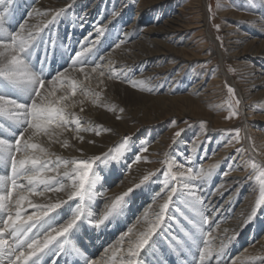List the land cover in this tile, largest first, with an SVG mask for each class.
Listing matches in <instances>:
<instances>
[{
  "label": "bare ground",
  "instance_id": "obj_1",
  "mask_svg": "<svg viewBox=\"0 0 264 264\" xmlns=\"http://www.w3.org/2000/svg\"><path fill=\"white\" fill-rule=\"evenodd\" d=\"M93 1L92 3L91 0H0V12L4 13L0 27L5 34L4 38L7 39L9 34L16 32H20L25 38H30L31 67L36 74L37 71L43 74L44 80H46V87L41 90L47 97L45 103L58 101L56 106L63 107L67 114L66 119L71 122L68 128H60L57 125L49 126L50 135L47 136L32 135L31 129L25 133L23 139H28L31 136V142L38 145L36 150L29 149V154L35 152L40 156L42 162H51L49 167L42 172V178L47 179L49 187L48 190H45V185L38 181L29 185L27 178L18 179L17 183L23 187L12 189L11 215L13 217L16 215L15 199L23 195L25 202L21 211L22 219L41 211V209L30 206L28 201H31L33 205H44L43 210L45 211L48 205H60L49 212L48 216L42 217L41 223L45 221V228L48 231L59 229L66 224L78 206L83 209L80 221L83 222L84 227L87 225L86 234L79 235L77 241L70 232L65 236H56V240L49 245V249H46L45 253L41 255L39 264H86V260H89L91 255H96L100 251L97 259H94L97 264H127L129 259L127 249L135 244L141 233L147 232L149 227L156 222V215L160 212L161 206L168 201V193L173 186L178 188V192L169 201L166 218L161 222V226L152 234L149 245L141 251L140 264H169V261H173L174 264H200V252L204 249L213 252L211 259H206L204 264H264V232L258 238L259 231L264 229V220L255 218L249 221L250 205L257 194V187L251 185L250 189L246 190L247 184L250 183V175L249 180L242 181L248 175V161L252 158L250 151H247L248 155L245 151L242 152L236 161L237 153L233 146L230 144L220 146L219 137L211 138L212 132L206 141L200 138L195 143L196 138L193 139L192 144L188 145L189 155L186 160L183 157L184 147L177 144L175 151L168 159L169 165L164 169L165 172L153 179L152 182L138 187L135 195L132 196L137 197L138 202L132 207L129 200H123L126 197V192L122 193L121 191L131 188L133 184L141 181L145 167L151 170L156 166L160 167L165 162L166 152L163 147L168 135V133L161 134L162 131L160 132L158 127L147 128L145 125L150 123L152 118L145 111L140 113L136 110L132 111L130 103L134 98L149 97L164 106L167 101L174 99L170 92L175 90L176 86V89L181 90L184 84L189 82L190 76L185 73V70L192 60L187 53L193 45H191V40L184 41L182 38L183 33L187 34V22L185 23L184 19L175 13L169 15L158 28H148L145 32L139 33L137 28L133 27L134 24L124 26L130 16L128 11L110 12V6L118 4V0H111V3L106 1L105 6V0ZM88 3L90 5L86 8ZM140 5H138L135 18H133L134 22L137 19L142 21L144 10L151 7V4L143 5V7ZM98 11L112 14V25L109 28L106 27V24L100 25L101 22L95 16ZM57 12H60V15L57 16ZM23 13L24 16L15 26L18 16ZM72 14L76 17L79 25L77 27L75 24L72 27V33L70 31L66 33V43L63 45L62 37L69 28L66 21L69 20L71 23L72 20L67 19L68 16L65 19L62 17ZM54 17L55 19H53ZM249 18L251 25L245 26L246 31H242L238 36L228 33V39L232 40L231 45L234 46L247 43L240 53L234 55L242 57L238 64L246 76L244 78L246 80L243 82L244 90H246L244 93L248 95V98L242 105V114L246 117L247 138L250 140V133L254 138L257 137L259 141L256 145L259 152L257 157L264 162V97L261 92L249 94L255 91L258 86H264V76H262L264 73V8H261L258 13H253ZM115 19H117L116 23ZM157 21L158 17L153 22ZM254 22H258L256 26H252ZM21 24L24 25L23 30L20 29ZM192 25L195 26L191 29H199L200 32L207 35L208 39H211L206 18ZM13 28L14 31L11 33ZM88 28L90 31L80 39L78 44L74 45V39ZM55 30L58 32L57 35L55 34L56 36L54 35ZM229 30L230 28H227L226 31ZM154 35L161 36L162 40H157ZM246 37L251 40L247 41ZM51 39L56 45L63 46L64 49L60 51L59 56H55L54 50L50 48L48 52L50 57L64 61L72 50L73 59H75L76 53H82L80 58L82 61H87L92 66L100 64L101 67L93 72L91 67L85 65L84 71L81 72L79 66L73 68L68 65L60 71L63 75L59 80H56L57 74L48 78L51 71H47L50 64L46 61H50L47 49L52 45H49ZM113 42H116L114 46ZM116 45L119 47H115ZM108 46L114 48L115 52H107L98 56L97 59L94 58ZM215 55L222 67H220L222 72L226 74L224 66H222L225 63L224 54L217 50ZM45 57L47 58L45 59ZM73 59H71V63ZM42 60L44 61L43 67ZM101 72L104 73L103 77L105 75L118 77L114 78L113 82L104 80V84L110 88L107 92L96 87L97 82L103 80ZM134 73L136 75L133 76ZM85 74H87L90 84L86 81ZM48 80H51L52 83H47ZM180 82H182L181 85ZM73 83L76 84V95H72L71 84ZM200 83H194L188 91L189 95L179 99L186 104L187 108H195L201 112L199 114H203L202 111L210 104V101L217 98L216 91L218 90L213 89L212 84L208 85L210 88H204V85ZM232 83L234 84L233 81ZM127 84L128 86L133 84L134 88L143 90L145 93L142 91L140 93L135 89V91L130 90L126 87ZM166 84L170 85L168 90L163 88V85ZM235 87L238 88L236 85ZM81 88L89 93L85 98L80 92ZM0 91H5L2 90V85ZM147 92L151 94V97L147 95ZM16 93L21 100L28 102V93L23 91ZM94 94H98V96H94ZM77 95H81L83 100L79 99ZM65 96L68 97L67 100L61 99ZM116 96L120 98L115 100ZM89 99L92 102H89ZM250 99L252 102H248ZM258 100H260V106H254L253 102ZM117 117L123 120L117 122ZM76 121H79V125ZM129 121L136 122L137 125L129 127L127 124ZM4 123L10 127H6ZM138 125L141 126L140 134L122 142L124 150L122 155L117 157L116 163L103 156ZM77 127L80 129L78 132L75 131ZM19 131L18 127L10 124V118H0V132H3L9 140L14 141L16 138L14 133ZM97 131L100 132V135H96ZM4 135L0 136L4 137ZM249 146L252 150L251 142ZM145 147L147 151H142ZM136 149L140 152L136 155L132 154V151ZM98 156L103 157L102 160H94ZM89 159H92L94 163L95 169H92L94 170L92 176L95 178V184L97 181L101 182L97 187L100 190L103 189L101 186L106 185L105 182L117 184L120 172L123 171L125 175L122 177L123 180H119L116 188L105 193L100 203L94 196L95 194H92L91 198L97 199L99 205L98 208L95 207V212L92 210L91 213H86L89 212L84 203L87 199L81 201L78 197H74L69 200V194L76 190L73 183L75 182L78 186V180H75L74 177L70 179L65 173L72 174L71 161ZM65 162L68 163L65 164ZM222 164H227V168L218 177L217 172ZM188 167L194 168V170L197 168V170L192 172L193 175L188 172L184 175L183 173L187 171ZM9 168L10 165H0V176H5L4 189L11 187V182L7 179L10 175ZM181 169L183 171H180ZM96 170H100V172ZM201 172H210L211 175L201 177L198 175ZM165 173H168L167 177H165ZM104 178L106 180L102 183ZM165 179L168 183L167 189L163 183ZM154 180H160L162 183L156 182L158 187L152 193L155 185ZM57 181H60L63 187ZM185 183L194 187L185 188ZM213 184H215L214 188H212ZM29 188L32 190L29 191ZM53 188H60V190L54 191ZM189 191L194 192L195 195H188ZM246 191L248 193L243 201L237 204L242 193ZM120 193L124 195L119 196L121 199L117 203ZM223 196L225 198L222 199ZM196 197H199L202 203L196 204V210H194L186 201H193ZM143 202H146L145 207L142 206ZM113 204L117 205L115 209L112 207ZM234 207H236L234 217L230 219L229 215ZM119 209L120 212H118ZM110 210L111 214L107 216L102 225L97 227L101 218L105 217ZM8 215L7 211L0 212L2 219H6ZM205 217L208 219L209 225L205 223L207 226H201L200 220ZM2 219H0V227H3ZM75 230L78 231V228ZM37 232L38 228H35L29 237L36 235ZM51 234L56 235L55 232ZM88 234H90L89 237ZM6 238L9 239V242L12 241V237L7 233ZM40 238L43 240L44 235L42 234ZM61 245L64 247L63 252H61ZM73 249H77L79 254L73 252ZM171 251L180 252L179 257L173 258L174 256L170 255ZM218 253L221 254L219 260H217ZM64 258L65 262L62 260ZM167 259L166 263L164 260L167 261ZM5 264H7V260H5Z\"/></svg>",
  "mask_w": 264,
  "mask_h": 264
},
{
  "label": "rangeland",
  "instance_id": "obj_2",
  "mask_svg": "<svg viewBox=\"0 0 264 264\" xmlns=\"http://www.w3.org/2000/svg\"><path fill=\"white\" fill-rule=\"evenodd\" d=\"M33 1H35V0H33ZM106 1H107V3L108 2L111 3V0H105L104 6H105ZM91 2L93 3L94 1L91 0ZM140 4H142V5H140ZM150 4H151V7H149V8L145 7L146 9L144 10V16L142 18V21L141 20L139 21V19H137L134 22L133 18H135L136 12H138V10H137L138 5L143 7V5L148 6ZM89 5L90 4L88 3L86 5V8ZM110 8H111L110 12L112 11V13H114L116 11H120V10H122V12L128 11L130 16H129V19L125 22L126 25H124V26H127V24H130V25L134 24L133 27L137 28V31L139 33L145 32L146 29H148V28H158V26H160L161 23L169 15L175 13V15H179L180 17H182L184 19L185 23L187 22L186 23V26H188V27H186L187 28L186 29L187 34L183 33L182 38L184 39V41H190L191 40V42H192L191 45H193L192 47H190V50L187 53V55L192 60L189 63V65L186 67V70H185V73L188 74V76H190L189 82H187L185 84L183 83L184 86L182 87L181 90L176 89L177 88V86H176L175 90H172L170 92V93H172L171 95H172V97H174V99H172L171 101H167V104L164 106H161V104L159 102H156L155 100H153L149 97L134 98L133 102L130 103V109L132 111L136 110L139 113L145 111V113L152 118V121H150V123H146L145 126L147 128L150 129L153 127H158L160 132L162 131L161 134L168 133V135H167V141L163 147L165 152H166L165 162L162 163L160 165V167L156 166V167L152 168L151 170H149L147 167H145L144 168L145 172H143L144 175H142L141 181L133 184L131 188L123 189L121 191L122 193L126 192V197H124L123 200L124 201L129 200L132 207L135 205L136 202H138L137 197H132L135 195V192L138 189V187L141 185L147 184L149 182H152L153 179H156L159 175H162L165 172L164 169L167 167V165H169L168 159H169L170 155L175 151L177 144H181V146L184 147L183 157L186 160L188 158L187 156L189 155V153H188L189 146L188 145L192 144L193 139L196 138L195 143L200 138H202L203 141H206V140H208V138H210V136H211L210 133L212 132L211 138L213 139V137H215V138L219 137V139H220L219 145L220 146L230 144L233 146L236 153H237V149L242 150L240 153H237V156L235 159L236 161L238 160V158H239L238 156L242 152L245 151L247 154L250 151L249 153L251 154L252 158L250 160L251 162L248 161V171H247L248 175H246L242 179V181L249 180L248 178L250 175V177H251L250 181H249L250 183L247 184L246 190H249L251 185H256L257 194L255 195V199L252 201V203L250 205V214H249L250 220L249 221H251L255 218H261L264 220V215H262V212H264V210L262 211V209H264V204H262L259 208H257L255 214H253V209L256 208V202L261 197L262 179H264V178H262L260 176V174L262 172H264V162H262L260 160V158L257 157V155H259V152H258L257 147H256V145H258V142H259L257 140V137L254 138L250 133V136H249L250 140H248L247 135H246L247 134L246 133V127H245V118L246 117H244L242 114V109H243L242 105L244 102L247 101V98H248V95L246 93H244V91H246V90H244V82L246 80L244 78L246 76L243 73L244 71L242 70V68L238 64L240 62V58H242V57H239V56L235 57L234 56L238 52L240 53L246 47L245 45L247 43L242 44L240 46L238 45L239 46L238 47L236 45L235 46L231 45L232 40L228 39V37H229L228 33H232V35L238 36L242 33V31L243 32L246 31L245 26L248 24L251 25V21L249 20L250 19L249 17L253 13H258V11L261 8H264V0H122L121 2H120V0H118V4L115 3V5H112V7L110 6ZM99 9H101V8H99ZM23 16H24V13L21 16H18V21H17L15 26L18 25V23L20 22V19ZM66 16H68L67 19H70V21L71 20L72 21H71V23H69V20L66 21L67 27L69 26V28H67L65 34L62 37L63 38L62 39L63 45L66 43V41H65L66 37H67L66 33L68 31H70V33H72V30H73L72 27L75 24L77 25V27L79 25V24H77L78 21L76 20V17L73 16V14L70 15L71 17L69 15H65L62 18L65 19ZM95 16L98 17L99 21L101 22L100 25L106 24L107 28H109L112 25V23H111L112 14L111 13L109 14L106 11L101 13L100 11H98L95 14ZM157 17H158V21L154 23L153 21L155 19H157ZM204 18L207 19V27H208V31H209L210 35L212 36L211 39H208L207 35L205 33H204L205 34L204 35L202 32H200L199 29H191V27L195 26V25H192L193 23H196L199 20H203ZM114 22L116 23L117 19H115ZM257 23L258 22L252 23V26H256ZM253 24H255V25H253ZM227 28H230V30L226 31ZM13 31H14V28L11 30V33H13ZM89 31H90V28L83 30L78 35V37L74 39V45L78 44L80 39ZM56 33H58L57 30H55L54 35ZM154 36H156L157 40H159V41L162 40L161 36H158V35H154ZM93 39H95V38H93ZM246 39H247V41L251 40L250 38H247V37H246ZM52 40L53 39H51L49 41V45L50 44H52V45L49 46V48L47 49V53L50 51V48H51L52 50H54L53 54L55 56H59L60 51H62L64 48H63V46L61 47V46L56 45L55 42ZM115 43L116 42H113L112 45L114 46ZM54 46H55V49H53ZM217 50H220L225 56V63L222 66H224V70H225L226 74H224L222 72V70H221L222 67L219 64L218 58L215 55V52ZM107 52H115V51H114V48L112 49V47L108 46V48H103L100 51V53L97 56H95L94 58L97 59L98 56L105 54ZM113 55H112V57H113ZM48 56L50 57L49 53H48ZM204 58H206V59H204ZM71 59H73L72 50L69 53V55L66 56V59L64 61H61V59L56 58V57H54V58L50 57V61H46V62L48 64H50L47 71L48 72L51 71V73L47 77L49 78L52 75H56L58 72L63 70L68 65H70V67H71V65H72ZM37 75H39L42 79H44V75L38 73V71H37ZM134 75H136V73H134L133 76ZM262 76H264V73H262ZM47 77H45V78H47ZM101 77L103 80L100 81L99 83L97 82L96 87L100 88L104 92H107L110 88L106 84H104L105 83L104 80L107 79L110 82L111 81L113 82L114 78L110 79L108 77V75H105V77H103V76H101ZM86 81L88 82V84L91 83L88 79H86ZM232 81L238 87L237 89H239L238 90V91H240L239 93L237 92V89H236L235 85L232 83ZM115 82H116V80H115ZM200 82H202V83H200ZM194 83H200L201 85H204V88L205 87L210 88V86H208V85L212 84L211 87L213 89L218 90V91H216L217 98H214V99H212V101H210V104L207 105L205 107V109L202 111V112H204L203 114H199L201 112L197 111L195 108H189V107L187 108L186 104H184L179 99V98L184 97L185 95H189L188 91L193 86ZM169 84L163 85L164 90H168L170 88ZM181 84H182V82H180V85ZM1 85H2V90L8 91L9 94L15 95L18 97L17 93L14 90L7 89L4 84H1ZM229 86L234 89V93H235L234 96H233V94H230L228 92L227 89ZM126 87H128L130 90H133V91L136 90L138 92L140 91V93H141V91L143 93H145L143 90H140V89L138 90V89L134 88L133 84L129 85V86L127 84ZM162 92H164V91H162ZM258 92H261L263 97H264V86H262V87L258 86L255 89V91H252L249 94L253 95V94L258 93ZM147 95L151 97V94H148V92H147ZM158 95H160V94H158ZM77 96H79V95H77ZM82 96H83V98L86 97L84 95H82ZM82 96L80 95L79 99L83 100V98H81ZM88 98H90V97H88ZM119 98L120 97L116 96L115 100H118ZM237 98L241 101V103L238 106L236 105V102H235ZM89 102H92V101L89 99ZM248 102H252V100L250 99V100H248ZM74 104H76V103L74 102ZM253 104H254V106L259 105L260 100L254 101ZM232 112H237L238 115L230 116V113H232ZM122 120L123 119H120L118 117L116 118L117 122H120ZM127 124L129 127H131V125L132 126L137 125L136 122L131 123V121H129ZM4 125L6 126V123H4ZM6 127H10V126H6ZM137 128L129 131V135H126L125 137H123V139H121L120 142L115 144V146H113L109 151L105 152L103 154V156H106V159H112L114 161V163H116L117 157L121 156L123 153V150H124V145L122 142H124L126 139L128 140V138L135 137V136L139 135L141 126L138 125ZM235 129H239V140H238V142H237V139L235 138V135H236L234 132ZM3 132H6V131L3 130ZM3 132H0L1 133L0 135H2V134L4 135ZM177 132H180L181 135L176 136L175 133H177ZM159 136H161V135H159ZM0 138L9 139L8 137H5V135H4V137L0 136ZM250 142L252 145V150L254 149L253 151L257 152L258 154H256L252 150H250V146H249ZM246 148H248V149H246ZM244 149H246V150H244ZM139 152L140 151L136 149V150L132 151V154L136 155ZM231 155H233V154H231ZM226 168H227V164H222V166L219 168V171L217 172V176L220 177ZM196 170H197V168H196ZM196 170H194V168H193V172H195ZM96 171L100 172V170H96ZM180 171H183V170L181 169ZM93 173H94V170H92V175H93ZM183 174L186 175L187 171H184ZM124 175H125V173L123 171L120 172V175L116 181L117 184L116 183L110 184V183L105 182L106 185L101 186V188H103L102 190L97 188L98 186H100L101 182L98 183V181H97V184H95V182H94V184L88 189V195L85 196V199H87V201L83 200L88 211H89L86 213H91L92 210L95 212V207L97 206V208H98V205H99L97 202V199L100 203L101 199L105 196V193H107L109 190L116 188L119 180L120 181L123 180L122 177H124ZM191 175H193V173H191ZM145 176H147L148 179L145 180L144 179ZM105 180H106V178L103 179L102 183H104ZM154 181H155V185L151 191L152 193H154L158 187V184H156V182L162 183V181H160V180H158V181L154 180ZM214 187H215V184H213L212 188H214ZM130 189H131V191H129ZM104 190H106V191H104ZM122 193H120L118 195V197L121 195H124ZM246 193H248V192L246 191V192L242 193L237 204H239L240 202L243 201V198L245 197ZM92 194H95L94 196L97 199L91 198ZM89 196H90L91 200H89L90 199ZM223 198H225V196H223L222 199ZM145 205H146V202H143L142 206L145 207ZM235 209H236V207H234V209H232V211L230 212V215H229L230 219H232L234 217ZM118 212H120V209ZM187 224H189V223L187 222ZM207 224L209 225V223H207ZM200 225L201 226H203V225L207 226L203 222V219L200 220ZM84 226L85 225L83 224L82 221H78L77 226L70 232L72 237L73 238L75 237L74 239L76 241L78 240L79 235L86 234L87 225H86V227H84ZM76 228H78V231L75 230ZM33 231H35V228H33L32 231L28 233V236ZM263 232H264V229L263 230L261 229L259 231L258 238L262 236ZM89 235L90 234H88L87 236L89 237ZM247 235L249 236L250 234H247ZM202 240H203V238H202ZM100 252H98L96 255H91L88 261H91L93 259H97L98 254ZM170 253H171L170 255L172 257L174 256L173 258L179 257V255H180V252H177L178 253L177 254L176 252L171 251ZM62 260L64 262L66 261L65 258ZM164 261L167 263L168 259H167V261L166 260H164ZM169 264H174V262L169 261Z\"/></svg>",
  "mask_w": 264,
  "mask_h": 264
},
{
  "label": "snow or ice",
  "instance_id": "obj_3",
  "mask_svg": "<svg viewBox=\"0 0 264 264\" xmlns=\"http://www.w3.org/2000/svg\"><path fill=\"white\" fill-rule=\"evenodd\" d=\"M56 15H60L57 12ZM4 18V13L0 12V25H2ZM55 19V17L53 18ZM51 23V21H49ZM20 29H24V25H20ZM4 32L2 27H0V84H4L7 89L15 90L16 92H26L28 93V102L17 98L15 95L9 94L8 91H0V118L8 117L10 118V124L15 125L20 129L19 132L15 134V140H9L6 138H0V165L9 166L10 175L7 177L11 182V187L9 189L3 188V182L5 181V176H0V212L7 211L9 215L6 219H2L3 227H0V264H39L41 260V255L45 253L46 249H49V245L56 240V236H65V234L71 232L76 226L77 222L82 219L83 209L81 206L77 207V210L73 213L72 218L59 229H51L48 231L45 228V222L41 223L42 217L48 216L49 212L60 207L59 204H51L47 206V210L44 205H33L31 201L28 204L34 208L41 209V211L35 212L33 215L28 216L26 219L21 218L22 206L25 202V197L20 195L18 199H15V210L16 215L13 217L11 215L12 210V189H17L23 187L17 183L18 179L27 178L29 185H32L34 181H38L45 185V190H48L47 179L42 178L43 170L49 167V162H42L39 155L35 152L29 154V149L36 150L38 145L31 142V136L28 139H23L25 133L32 130V135L43 134L50 135L48 129L51 125H57L60 128H68L70 121L66 119L67 114L64 112L63 107H57L58 101L45 103L47 97L42 93V89L46 87V80L42 79L37 75L30 64V56L32 51L29 46V39L21 35L20 32L14 34H9L8 38H4ZM119 47V45H116ZM82 53H76L75 59L72 61V67L76 68L79 66L81 72L84 71V66L88 65L91 67L93 72H96L98 68L101 67L100 64L92 66L88 64L87 61H82L80 58ZM47 57H45L46 59ZM44 61H41L43 67ZM102 76L103 72L100 73ZM63 75V73L58 72L56 80ZM109 78H118L109 76ZM85 79H88L87 74H85ZM127 82V81H126ZM47 83H52L48 80ZM72 95H76V84H71ZM228 92L233 94L234 89L230 86L228 87ZM82 95L87 96L89 93L83 88L80 89ZM98 96V94H94ZM63 100H67L68 97H61ZM236 105L238 106L241 101L237 98ZM83 111V109H81ZM238 115L237 112L230 113V116ZM79 125V121H76ZM79 127L75 131H79ZM90 130V129H89ZM235 138L237 142L239 140V129H235ZM96 135H100L97 131ZM176 136H180L181 133H175ZM91 142V141H89ZM42 151V149H41ZM142 151H147V148H143ZM242 150L237 149V153ZM19 154V155H18ZM103 157H95L94 160L100 161ZM139 159V157H138ZM68 162H65L67 164ZM72 164V174L65 173L70 179L75 178L78 180V186L73 183L75 191L69 194V200L74 197H78L81 201L85 199L88 195V189L94 184L95 178L92 176V169L94 168V163L92 159L89 160H73ZM187 172L191 174L193 169L191 167L187 168ZM168 173H165L167 177ZM198 175L201 177H207L211 175L210 172H201ZM264 178V172L260 174ZM194 178V177H193ZM144 179H148L147 176ZM58 184L63 187L60 181ZM165 189L168 188L167 179L163 181ZM185 188L191 189L194 186L187 183L184 184ZM29 191L32 189L29 188ZM54 191H59L60 188H53ZM131 191V189L129 190ZM6 192V194H5ZM178 192V188L173 186L170 188L168 193V201H166L160 209V212L156 215V222L152 224L147 232L141 233L140 238L135 242L132 247L127 249V255L129 259L127 264H140V254L141 251L149 245L152 234L157 228L161 226V222L166 218V211L169 208V201L173 199V195ZM190 196H194L195 193L189 191L187 193ZM183 195V194H182ZM90 198V196H89ZM121 198L117 197V203ZM190 207L196 210L195 205L202 203L199 197H196L193 201H186ZM264 204V179H262V189L261 197L256 202V208L253 209V214H255L257 208ZM116 204H113V209L116 208ZM111 214V210L106 213L105 217L101 218L99 223L96 225L99 227L107 219V216ZM199 214V213H198ZM31 222V223H29ZM204 223H208V219L203 218ZM33 228H38L36 235L29 237L28 233L32 231ZM55 232L56 235L51 233ZM6 233L12 237V242L6 238ZM44 235V239L41 240L40 236ZM195 243V240L193 241ZM61 252L64 251L63 245L60 246ZM77 255L79 251L73 249ZM59 255V253H57ZM213 252L209 249H204L200 252V264H204L206 259H211ZM221 254H217V260L220 259ZM86 264H97L94 259L91 261L86 260Z\"/></svg>",
  "mask_w": 264,
  "mask_h": 264
}]
</instances>
